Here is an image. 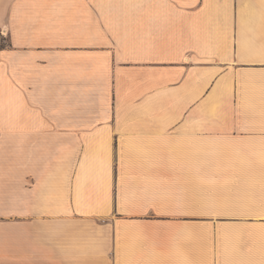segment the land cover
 <instances>
[{
	"label": "crops",
	"instance_id": "1",
	"mask_svg": "<svg viewBox=\"0 0 264 264\" xmlns=\"http://www.w3.org/2000/svg\"><path fill=\"white\" fill-rule=\"evenodd\" d=\"M0 264H264V0H0Z\"/></svg>",
	"mask_w": 264,
	"mask_h": 264
},
{
	"label": "trees",
	"instance_id": "2",
	"mask_svg": "<svg viewBox=\"0 0 264 264\" xmlns=\"http://www.w3.org/2000/svg\"><path fill=\"white\" fill-rule=\"evenodd\" d=\"M7 45V39L0 36V50L5 48Z\"/></svg>",
	"mask_w": 264,
	"mask_h": 264
},
{
	"label": "built area",
	"instance_id": "3",
	"mask_svg": "<svg viewBox=\"0 0 264 264\" xmlns=\"http://www.w3.org/2000/svg\"><path fill=\"white\" fill-rule=\"evenodd\" d=\"M0 36L3 37V38H6L7 35H6V33L4 31L0 30Z\"/></svg>",
	"mask_w": 264,
	"mask_h": 264
}]
</instances>
